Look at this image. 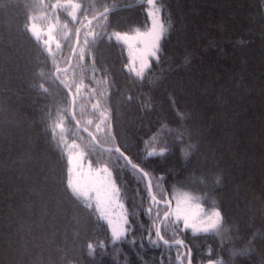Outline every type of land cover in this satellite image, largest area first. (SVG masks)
<instances>
[{"label": "trees", "instance_id": "obj_1", "mask_svg": "<svg viewBox=\"0 0 264 264\" xmlns=\"http://www.w3.org/2000/svg\"><path fill=\"white\" fill-rule=\"evenodd\" d=\"M135 1L94 0L97 8L117 7L105 22L107 34L97 40L96 49H90L84 45L87 30L83 29L71 67L56 74L59 79L52 84L51 94H43L32 87L39 79L34 74L40 69L46 74L64 69L74 33L85 19L77 12L73 21L65 10L48 7L56 0H0V122L10 121L0 135V264H64L60 250L75 249L72 254L80 255L86 243L97 238L94 225L85 220L87 214L61 191L68 163L54 150L50 126L57 112L66 110L62 114L67 142H77L94 170L108 161V154L99 158L97 147H89L87 133L74 125L70 98L60 80L73 85L74 115L84 129L105 134L107 146H112L111 131L116 143L128 146L134 162L151 177H163L166 191L183 187L203 197L207 206L215 202L228 228L229 238L223 241L213 233L194 234L188 229L178 237L184 240V248L153 246L143 239L151 225L144 212L148 207L145 182L110 165L118 185L127 189L126 207L130 212L135 208L137 216L132 218L127 240L109 244L105 254L98 251L94 260L81 256V264H184L183 249L191 251L192 264L209 260L264 264V0H162L171 27L161 40L159 62L146 71L144 81L125 67L122 44L107 38L115 31L148 26L144 5L129 6ZM76 2L83 5L87 18L92 17L95 9L90 0ZM44 14L48 20L38 24L57 22L51 45L55 67L51 57L45 63L47 52L26 30L30 17ZM96 23L91 29L100 31ZM185 57L190 63H185ZM129 94L137 98L132 103L125 100ZM141 97L152 99V110L141 109ZM97 101L104 108L93 109ZM105 108L111 112L110 128L102 125L97 130L96 117ZM177 110L188 118L181 121ZM162 125L192 130L191 142L197 147L190 157L183 156L181 144L164 156H148L150 145H159ZM163 134L173 139L166 130ZM216 174H222V185L204 196L197 178L211 179ZM74 216L80 217V223ZM164 234L173 238L171 228ZM249 246L253 249L249 254L232 256Z\"/></svg>", "mask_w": 264, "mask_h": 264}, {"label": "snow or ice", "instance_id": "obj_2", "mask_svg": "<svg viewBox=\"0 0 264 264\" xmlns=\"http://www.w3.org/2000/svg\"><path fill=\"white\" fill-rule=\"evenodd\" d=\"M139 2L144 5L146 18L149 22L148 26L143 31L137 28L131 33L115 31L108 35L107 38L111 40L115 37L117 42H123V44L127 45L130 60L125 67L129 68V71L134 74L137 80L144 81L146 79V71L150 68L151 59L154 58L157 62L160 60L161 40L169 31L171 20L170 17L166 18L163 15L164 6L162 0H139ZM89 6L95 9L91 20L87 19L86 10L76 0H56L54 4L48 7L56 11L65 10L67 16L71 17L73 21L78 19L77 12H79L87 20V25L81 21V27L88 28L84 45L90 46L88 37L92 38V44H95L97 39L101 41L104 39L107 34L104 31L106 28L105 22L115 6L109 7L107 4H102L97 8L94 0H90ZM38 20H48L47 14L30 17L26 24V30L47 52L48 56L45 57V63H47L48 57H51V63L55 67L57 60L51 45L53 42V30L57 27V22H49L46 25H42L37 23ZM93 21L97 22L95 27L99 28L100 31H94L88 27L92 25ZM64 26L66 27L67 23ZM76 32L78 34L80 29H76ZM56 47L57 49L60 48L59 42H57ZM80 59H84L83 49L80 52ZM185 63H190L188 57H185ZM59 71L60 69L56 68V72ZM34 75L39 79L32 87L43 94H51V86L59 77L51 72L46 74L42 69L38 70ZM45 80L50 81L48 86H46ZM60 84L71 94L72 84L64 80H60ZM79 91L80 87L76 86V92L79 93ZM136 99L131 94L125 97V100L129 103ZM169 99L175 105V99L171 96ZM138 103L145 112L152 110L154 107L151 98L141 97L138 99ZM92 107L97 110L104 108L100 101H97ZM64 111L66 110L57 112V119L50 126L52 138L56 141L57 148L69 149L67 178L62 182L63 188L61 191L69 202L74 201L87 214L85 220L94 225L97 237L95 241L86 243L85 249L80 255L72 254L75 249L60 250L63 251L61 260L64 264H81V256L85 254L94 260L98 251L101 255L105 254L109 244L115 246L118 242H124L131 232L132 224L134 223L132 218L137 216V212L135 208L130 212L126 207L125 201L128 199L127 189L118 185L117 180L113 177L114 169L110 165H114L117 172L130 171L138 181L145 182L148 207L144 209V212L150 217L151 225L146 229L147 235L143 239H147L153 246H159L162 243L165 246L186 247L184 240L178 237L182 231L188 229H191L194 234L213 233L219 236L222 241L229 238L227 236L228 228L224 227V216L215 202L211 206H207V202L203 200V197L195 196L192 191L185 190L183 187L177 188L173 186L171 192L166 191L162 183L163 177H151L149 172L141 167L140 163L134 162L133 157L128 154V146H121L116 143L115 135L111 131L108 132V137L112 146L108 148H104L103 143L93 133H88L91 137L89 147L92 150H95L97 146L104 148V151L108 154V161L102 163L95 171L92 170L90 162L88 171L85 172L83 165L80 163L84 152L79 150V145L75 140H72L70 144L67 142L64 125L66 117L62 114ZM177 115L181 121L188 118L186 114L179 112V110H177ZM99 117L100 123L96 126L97 130H101V125L104 128H110L108 123L111 117L110 110L105 108L99 111ZM72 118L75 119V115ZM7 123H10V121L0 122V135L3 134L4 126ZM76 123L79 125L80 121L77 120ZM88 123H92V121H88ZM57 129H59L58 133ZM163 130H166L173 139H167L163 134ZM84 131L87 132L88 129L85 128ZM195 131L196 134H200L199 129ZM192 134V130L184 125L177 129H170L167 128V125H162L159 145L151 144L147 154L150 157L164 156L166 153L171 152L176 144H181V152L185 158H188L197 147L191 142ZM152 139L156 140L157 137L154 135ZM73 149L76 151H72ZM154 179L155 183L153 182ZM197 180L203 186L201 188L203 195L208 196L218 186L222 185L223 176L222 174H216L209 179L208 176L201 175ZM142 206L143 199H141ZM73 220L76 223H80L79 216H74ZM169 228L173 232L171 240L166 239L164 234ZM74 236L78 237L79 232H75ZM101 236L104 238H100ZM129 242L135 243V240ZM141 247H143V243H141ZM251 251L253 249L249 246L241 251H233L232 256L247 255ZM188 256H191L190 252ZM180 259L181 256L178 255L177 260ZM188 264H191L190 258ZM209 264H214V262L210 260ZM215 264H224V262L217 261Z\"/></svg>", "mask_w": 264, "mask_h": 264}, {"label": "bare ground", "instance_id": "obj_3", "mask_svg": "<svg viewBox=\"0 0 264 264\" xmlns=\"http://www.w3.org/2000/svg\"><path fill=\"white\" fill-rule=\"evenodd\" d=\"M133 5H137V3L136 2H133L131 5H129V6H133ZM114 8H116V7H114ZM117 9V8H116ZM116 9H113V11L114 10H116ZM112 12V11H111ZM92 17H89V18H87L88 20L89 19H91ZM136 22H140L141 23V21L140 20H135ZM87 22V20H85L83 23L85 24ZM96 21H94L93 23H92V25H94V23H95ZM86 25V24H85ZM92 25L91 26H88L89 28H91L92 27ZM80 29V32L77 34V32H75L74 33V38H73V45H72V48H71V50H70V54H69V58L68 59H70V57H71V55H72V51H73V47H74V45H76L77 46V48H76V50L74 51V53H73V56H72V61H73V58H74V55H75V53H76V51H77V49H78V46L80 45V37H81V33L83 32L82 30L84 29V30H88V28H85V27H81V22H80V25H78V27H77V29ZM142 31H143V29H142ZM120 32H129V33H131V32H133V31H130V30H125V31H120ZM90 39H92V38H90ZM98 40V39H97ZM97 42V41H96ZM95 46H96V43L95 44H92V43H90V49H96L95 48ZM122 47H123V50L125 51V48H124V45L122 44ZM126 54V53H125ZM126 57H127V55H126ZM127 60H128V58H127ZM60 82V81H59ZM62 87H63V85H61ZM64 88V87H63ZM65 89V88H64ZM68 95H69V93H67ZM71 96L74 98V94L71 92ZM69 98H70V96H69ZM71 101V100H70ZM74 101H75V98H74ZM74 105H75V102H74ZM111 113V112H110ZM110 119H111V117H110ZM100 123V117L98 116V117H96V123H94V125L95 126H97V124H99ZM79 125H81L80 123H79ZM102 126V125H101ZM161 126V123L159 122L158 123V125L156 126V127H160ZM80 130V129H79ZM102 130V129H101ZM80 131H84V128L82 129V130H80ZM84 132H86V131H84ZM89 132H91V133H93L96 137H97V139L98 140H100L101 141V143H103V145H104V148H108V147H111V146H107L104 142H103V137H104V135L105 134H99L98 135V132L97 131H95V130H88L86 133V135L91 139V137L89 136ZM105 141H106V138L104 139ZM104 148H101V147H99V146H97V150H95L96 152H97V154H98V156H99V158H101V155L102 154H105L106 152L104 151ZM54 150L57 152V154H58V156H59V158H60V152H61V154L63 155V160L64 161H67L66 160V155H67V153L65 154V151H64V149H61V148H58L57 149V147H54ZM60 151V152H59ZM86 155V154H85ZM65 156V157H64ZM87 157V156H86ZM88 158V157H87ZM87 163H89V162H86L85 161V158L83 159V160H81V164L83 165V168H84V171L85 172H87L88 171V164ZM226 223V222H225ZM190 230V229H189ZM191 231V230H190ZM192 232V231H191ZM193 233V232H192ZM187 251H189L188 249H187ZM190 252V251H189ZM210 261V260H209ZM209 261H205V262H202V263H198V264H204V263H207V262H209ZM212 261V260H211ZM214 262V261H213ZM214 264H215V262H214Z\"/></svg>", "mask_w": 264, "mask_h": 264}, {"label": "rangeland", "instance_id": "obj_4", "mask_svg": "<svg viewBox=\"0 0 264 264\" xmlns=\"http://www.w3.org/2000/svg\"><path fill=\"white\" fill-rule=\"evenodd\" d=\"M148 24H149V22H148ZM113 39L115 40V37H113ZM120 43L123 44V42H120ZM123 45H124V48H125V53H126L127 58H128V63H127V65H128V64H129V60H130V57H129V50H128L127 45H125V44H123ZM154 62H156V60H155L154 58L151 59V61H150V67L154 66V64H155ZM126 68H127V70L129 71V68H128V67H126ZM131 73H132V72H131ZM65 91L68 93V90H67V89H65ZM74 107H75V105L73 106V113H74ZM69 113H70V109H69ZM68 151H69V149H66L67 160H68ZM72 151H75V150L73 149ZM81 160H83V157H82ZM80 163H81V161H80ZM87 164H88V167H89V163H87ZM83 169H84V168H83ZM92 170L95 171L93 167H92ZM190 230H191V229H190ZM191 231H192V230H191ZM204 264H209V262L204 263Z\"/></svg>", "mask_w": 264, "mask_h": 264}, {"label": "water", "instance_id": "obj_5", "mask_svg": "<svg viewBox=\"0 0 264 264\" xmlns=\"http://www.w3.org/2000/svg\"><path fill=\"white\" fill-rule=\"evenodd\" d=\"M113 9H116V8H113ZM91 19H92V18H91ZM91 19H89V20H91ZM93 22H94V21H93ZM85 24L87 25V22H86ZM76 48H77V46L74 45V47H73V51H72V55H71V57H70V59H69V63H68V65H67L66 68H69V66L71 65V62H72V56H73V53H74V51L76 50ZM69 96H70V100H71L70 115H71V118H72V117H73V106H74V103H73V97L71 96V94H69ZM72 120H73L74 124H75L78 128H79V127H80V129L82 128L80 125H78V124L76 123V120H75V119L72 118Z\"/></svg>", "mask_w": 264, "mask_h": 264}]
</instances>
